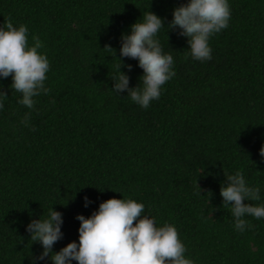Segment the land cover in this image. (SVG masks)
I'll list each match as a JSON object with an SVG mask.
<instances>
[{
	"label": "trees",
	"instance_id": "trees-1",
	"mask_svg": "<svg viewBox=\"0 0 264 264\" xmlns=\"http://www.w3.org/2000/svg\"><path fill=\"white\" fill-rule=\"evenodd\" d=\"M188 2L0 0V27L24 24L29 46L33 36L43 43L50 89L29 109L12 77H0V264H33L43 246L27 226L50 209L63 217L53 252L79 243L76 217L111 198L142 203L156 227L174 225L194 264H264V217L246 215L254 227L240 232L221 196L224 170L240 171L260 188L250 203L264 205V0H228L229 26L210 37L203 62L167 27ZM150 11L164 21L155 38L176 75L145 109L115 93L111 78L123 63L129 87L142 83L139 61L120 55L121 37Z\"/></svg>",
	"mask_w": 264,
	"mask_h": 264
},
{
	"label": "clouds",
	"instance_id": "clouds-1",
	"mask_svg": "<svg viewBox=\"0 0 264 264\" xmlns=\"http://www.w3.org/2000/svg\"><path fill=\"white\" fill-rule=\"evenodd\" d=\"M173 16L167 27L169 30L179 28V35L189 38L191 57L201 62L211 60L212 49L208 41L229 26L228 0H189L176 7ZM164 26L163 19L150 11L143 13L142 21L131 26L130 35L122 34L120 55L139 61V67L144 70L140 85L129 87L130 78L121 71L123 63L117 65V74L111 78L115 93L127 91L128 97L145 109L151 101L159 99L162 85L176 75L172 70V55L164 54L160 41L155 38ZM28 31L26 25L17 28L10 19L0 27V77L11 76V88L22 93L19 103L33 109V97L50 91L45 87L49 61L38 51L44 47L39 37L33 36V44L29 46ZM104 49L115 51L110 45H105ZM127 67L131 70L132 65ZM0 96L7 97V93L0 91ZM3 108L0 102V110ZM29 118L30 113L21 123L27 124ZM260 155L264 157V146ZM224 175L226 179L221 185L223 206H230L236 230L243 232L253 228L254 225L243 217H264V205L250 203L260 200V188L248 186L240 171L230 175L224 170ZM84 199L87 207L91 201L88 197ZM245 200L249 203H244ZM144 207L130 198H111L102 202L91 217H76L81 221L79 243L73 241L59 252H53V245L63 238V217L62 213L50 209L46 219L32 220L27 226L31 240L43 246L40 256L33 257V264L48 257L53 264H72L73 260L78 264H194L185 257L186 248L177 228L169 223L156 227L154 219L142 215Z\"/></svg>",
	"mask_w": 264,
	"mask_h": 264
}]
</instances>
